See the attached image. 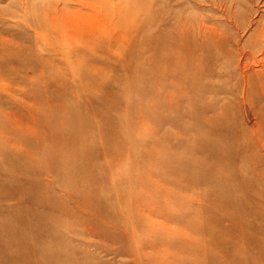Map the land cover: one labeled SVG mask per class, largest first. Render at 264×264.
<instances>
[{
  "label": "rangeland",
  "instance_id": "obj_1",
  "mask_svg": "<svg viewBox=\"0 0 264 264\" xmlns=\"http://www.w3.org/2000/svg\"><path fill=\"white\" fill-rule=\"evenodd\" d=\"M51 1L58 2L61 11L59 17L74 12L80 15L75 19L76 22L86 23L84 35L81 36L91 37L90 44L92 43L98 51L92 52L91 55L88 51L87 54H82V57L88 59L91 56L98 64L104 65L108 71L105 75L101 74L94 80L93 77L83 74L81 67L76 63L69 65L63 59L62 54L65 51L70 53L71 49L66 46L63 49L60 47L57 33L55 34V30L58 31V29L50 26V17L56 12L53 7L55 5H51ZM124 4L134 11L128 12V9V14L137 15V21H132L129 24L130 27L136 23L144 26L140 36H136V41L139 40L138 45L135 44L128 50L131 55L130 60L121 56L122 50L118 44L121 38L119 32H122L120 27L127 24V21H123L126 13L121 9ZM94 25L96 30L93 29ZM176 29L188 31L177 32ZM202 30L206 32H204L205 35L199 33L200 39L205 37L204 40L207 41L208 36L210 38L208 43L213 42L214 45L198 53L194 59L187 58L186 74L182 76L169 74L166 77V84L161 89L165 97L173 91V88L178 89L172 95L179 97L177 107L181 115L174 111L173 106L161 107L156 114L147 110L146 117L149 118H140L135 122L137 114L132 106L134 104L137 106L145 97L144 102L148 103L150 102L148 98L152 97L151 91L145 95L138 92L140 88L147 86V82L138 76L139 71L147 65L151 57L150 51L145 50L146 46L140 40L141 37H152L156 33L164 35L165 32L173 35L194 33L198 37V32ZM41 35L45 42L41 40ZM46 35L51 36L50 39H46ZM125 39L129 40V37ZM186 42L184 50L190 48L191 42L190 44ZM88 45V41L84 43L78 38L75 46L86 49L85 46ZM59 49L62 50L59 51ZM141 56L144 62L141 61ZM69 57H71L70 54ZM47 60V64H42ZM41 65L44 67L43 70ZM0 69L7 74L3 79L0 77V84H2L0 85V108L16 118L13 120L16 128L19 124H23L24 129L28 128L29 133L38 134L37 139L30 141L31 146L27 143L29 141L27 132H23L21 128L11 135L13 138L10 141L7 136L0 135V177L25 175L28 177L26 181L31 189V198L25 204H21L16 199L3 200L0 196V225L11 227L16 236L22 235L31 242L24 247V251L23 249L21 251L27 260L30 259L31 254L32 256L38 254L35 247L39 248V254H45L46 259L54 264H85V262L87 264H138L136 254H139L133 250L135 244L129 236L130 229L121 225L122 220L114 218L115 208L109 203H101V205L96 203L98 207L100 205L99 208L89 206L87 191L80 185L76 187L81 189H73L75 185L69 181L72 173L56 181L57 174L61 170L52 168L51 173L42 171L43 166L39 163V157H42V154L38 150L45 144V146L52 144L53 136H50V132L53 133V129L48 124L38 122L45 118L42 111H39V115L29 111L37 95L46 103H60L62 106L61 111L50 109L46 112L50 113L47 116L49 123L60 119L68 109L76 107V111L81 112L78 121L93 124L90 130L82 132L83 140H85L82 144L83 149L88 150L89 146L97 150L106 149V142L102 138L103 131L104 133L107 131L111 139L107 144L114 154L111 151L108 154L101 152L99 157H95L90 162L101 164L106 160L110 161L118 153V150L115 151V144L120 141L126 144L125 140L128 138L127 136L126 139H122L118 132L110 135L111 132L108 130L102 131L97 128V124L101 123L102 119V122L107 121L112 124L121 112L129 113V121L117 127L131 130L136 128V132L139 133H134L127 139L130 143L134 142L133 146L137 148L136 150L139 151L141 147L142 153L139 160V153L135 149L130 153L125 152L124 157L135 163V171H142L148 163L146 157H142L143 154L145 156L149 154L150 157L153 154L161 158L164 156L152 149V145L156 143V138L161 132H171L173 136L170 138V143L175 141L179 144L178 149L182 151L194 142V139L199 138L197 136L192 140L191 137H187V134L185 135L188 132L194 133L190 127L198 126L203 131L209 132L211 127L206 123L205 115L211 116L215 110H219L220 125H215L214 128L217 129L215 141L220 145V159L226 164L225 169L222 168L223 173L232 174L238 166L240 169V165L249 171L264 172V161L259 160L264 156V150H259L256 146L257 140L264 141V0H0ZM85 69L93 73V67ZM70 76H74L71 81H79L75 76H80L82 83L93 84L96 81V86L99 88L107 86L114 98L118 97L121 102L125 99L129 101L130 108L125 109L120 104L116 107L105 105V101L100 96V90H94L91 94L94 99L93 105L92 103V106L87 105L90 99L85 96L88 95L81 94L77 98L73 95L74 89L67 81L65 86L62 85V80H68ZM61 87L68 91L62 92ZM28 94L31 96L29 97ZM188 99L191 101L192 109L189 112L191 116L186 118ZM211 100L216 105L215 109L207 106ZM78 103L80 106H77ZM200 105L204 107V110L199 109ZM18 112L19 115H17ZM159 114L161 117L163 114L164 118L161 122V131L155 136V132L148 128L156 126V118ZM200 115H203L201 120ZM38 117L39 120L35 121ZM185 119L190 123H186ZM42 137L43 140H41ZM55 138L57 140L63 138L61 131L55 134ZM207 140L209 143L213 142L210 137ZM165 158L169 159L164 156V160ZM241 160H243L242 163ZM149 163L152 164L151 161ZM109 171L110 169L105 168L106 173ZM111 171L115 174H123L124 169L121 166H115ZM151 172L154 173V171ZM1 178L0 189L3 188L2 184L6 190L14 187V182H3ZM152 178L153 176L149 175L150 181H153ZM217 180L219 181L214 182L209 188L211 192L205 193V197L207 199L210 194L220 196V185L226 191V199L230 201L229 215L232 216H229V219L223 218L222 226L226 227L234 220L244 225L258 221L264 223V203L254 205L252 202V207L257 206L258 211L248 209L251 207V202L246 199V194L253 192L250 187L242 185L243 188L239 186L235 189L233 185L227 186L224 182L220 183V177ZM260 181L263 182L262 189L257 186L258 189L256 193L254 192L256 195L264 190V179ZM113 183L114 179L110 177L104 188L96 191V196L103 195ZM30 185H36V187ZM46 186L51 189L47 190ZM208 187V185H200L195 190L200 191ZM143 194L148 201L156 199L153 190H145ZM119 196L122 198L123 193L120 192ZM49 200L58 206L54 211L50 210L52 205ZM188 200L197 204L193 197H189ZM211 206L214 204L208 201L207 208L210 209ZM103 208L106 209L103 210ZM209 211L213 214L209 216H206L204 212L202 214L208 222V230L195 249L199 256H196L195 252L184 249L167 250L165 254L175 260L188 258L194 264L205 262L221 264L223 261L230 260L229 254L222 257L220 255L218 258L216 253L211 252L210 257V245L216 247L219 243H208L206 247L205 241H202L208 240L212 233L220 239V223L216 224V217L220 215V210L212 207ZM187 213L179 210L175 211L174 215ZM157 219L163 220V218ZM181 223L185 224L180 222L170 223V225L176 229H182L183 226H179L183 225ZM154 224L165 228V225H158L155 222ZM169 227L167 226L166 229ZM194 229L196 234L204 230L198 224H194ZM239 231L240 229L235 232L239 233ZM245 234L257 237L264 245V232H255L249 228ZM133 235L140 239L153 236L148 237L136 231H133ZM174 235L176 237L172 238L196 240L195 234L186 237L178 232ZM7 236L5 234L4 238ZM254 246L256 247V243H251L247 249L252 250ZM17 248L15 247L12 252L18 260L14 261V264H23L24 261L16 252ZM259 264H264V259Z\"/></svg>",
  "mask_w": 264,
  "mask_h": 264
},
{
  "label": "bare ground",
  "instance_id": "obj_2",
  "mask_svg": "<svg viewBox=\"0 0 264 264\" xmlns=\"http://www.w3.org/2000/svg\"><path fill=\"white\" fill-rule=\"evenodd\" d=\"M52 4L55 5L53 7L55 8L56 12L54 16L50 17V26L53 28L56 27L58 29V31L55 30V34L57 33L56 36H58V40L60 41V47L63 49L64 46H66V48L71 49L70 53L64 50L65 53L62 54L63 59L69 65L76 63L79 67H81L83 74L93 77L94 80L98 79V76L101 74L102 76L105 75L108 71L104 65L98 64L91 56L88 59H84L82 57V54L85 55L88 51H90L88 52L90 55L92 52L98 51V49H96L92 43L90 44L89 39H91V37L81 36L84 35L83 30L86 26V23H79L78 21L76 22L75 19L80 15L74 12H69L66 13L64 17H59L61 11L58 2L56 1L53 3L51 1V5ZM121 9H123L126 13L123 21H127V24H124L122 27H120L122 32H119L121 34V38L118 44L122 50L121 56H124L130 60L131 55L130 51L128 50L132 49L135 44L138 45L139 40L136 41V36H140V32L144 26L143 24L136 23L130 27L129 24L132 21H137V15L135 13L128 14V12L134 11L132 8H128L127 4L122 5ZM99 27L100 26H98V28ZM104 27L106 28V25ZM93 29L96 30L95 25L93 26ZM175 31L179 32L188 30L176 29ZM204 32L206 31H199L197 34L198 37L195 36L194 33H191V35L184 33L173 35L169 32L168 34L165 32L164 35L162 34L163 36L156 33L152 37H141L140 40L145 43V50L150 51L151 57L146 63L147 65L141 68L139 71L138 76L147 82V86L140 88L138 92L141 95H145L151 91L152 97L151 99L148 98L150 101L148 103L144 102L146 99L145 97L141 100V102H139L137 106L135 104L132 106L137 114L135 122H137L140 118L148 119L149 117H146L147 110L156 114V111L158 113L161 107L169 108L173 106L174 111L178 112V115H181L179 114L180 109L177 107L179 106V97L172 95L173 92H177L178 89H176V87L173 88V91L166 97L161 92V89L166 84V77L169 74H178L180 76L186 74L188 68V61H186L187 58L188 60L190 58L194 59L198 53H202L209 46L214 45L213 42L208 43L210 40L208 36L207 41L204 40L205 37H202V40L200 39L199 33L204 34ZM45 33L48 34L47 32ZM50 37L51 36L46 35V39H50ZM125 37H129V40L125 39ZM78 38L82 39L84 43L88 41L89 45L85 46L86 49H81L78 46H75ZM41 40L45 42L42 35ZM186 41H188L189 44L191 42V44L189 49L184 50L187 43ZM62 49H59V51ZM69 54L71 57H69ZM141 61L144 62L143 56H141ZM47 63L48 60L43 61L42 64ZM190 65L192 66L191 62ZM87 67H93V73H90L88 70H86L85 68ZM1 69L0 77L3 79V77H5L7 74H5L6 72H2ZM43 69L44 67L42 66L41 70ZM52 70L54 71V69ZM83 70H85L86 73ZM72 77L74 76L68 77V80L63 79L62 85L65 86L67 81L71 88L74 89L73 95L77 98H79L81 94L88 95L85 96L90 99L89 104L86 103L87 105H91V103L93 105L94 99L92 98L91 94L94 92V90H100V96L105 101V105L108 104L109 106L116 107L120 104L125 109L130 108L131 105L129 104V101L125 99L121 102L118 97L114 98L107 86L99 88L96 86V81H94L93 84L82 83L80 76H75L79 81H71ZM75 83H77L76 86ZM61 90L62 92L65 90L68 91L64 87H61ZM59 94L62 93L59 92ZM28 96L30 97L31 94H28ZM150 103L152 104L149 105ZM186 103L187 109L185 110V115L186 118H188L191 116L189 115V112H191L192 104L189 99ZM77 106H80V104L78 103ZM207 106L211 109H215L216 107L214 101L212 100ZM50 109L53 111H61L62 106L60 103H46L44 102L43 98L39 97L38 95L35 96V103L31 104L29 108V111H33L38 115L39 111H42L45 118L39 120L38 117L35 119V121L39 120L38 122L44 125L48 124V126L50 125V127L53 129V133L52 131L50 132V136H53L52 144L49 146H45V144L44 146L39 147L38 150V152L40 151L42 154V157H39V163L43 166L42 171L51 173L54 168L61 170L57 174L58 177H56V181H59L62 177L68 176L72 173V177L69 181L70 183H74L75 187L73 189H81L76 187L77 185H80L82 189L87 191V195L89 196L87 199V204L89 206H97V204L101 205V203H109L113 208H115L113 212L114 218L122 220L121 225H123V227L126 229H130L129 236L131 237L132 242L135 244L133 250L139 252V254L135 253L138 264H194V262L188 258L175 260L174 258H170L165 253L167 250L171 249H184L189 250L190 252H195L197 245H199L201 242V237L208 230V222H206L202 214L204 212L206 216H209V214L212 215L213 212L209 211L212 207H214L216 210H220V215L216 217V224L220 223V239H217V236L212 233L208 240L202 241H205L206 247L208 243L216 242L220 245L218 244L216 247H214V245V248L211 247L212 245H210V257L212 256L211 252L216 253L218 258L220 255L222 257L229 254L231 259L228 261H223L221 264H259V262L264 259L263 243L258 240L257 237L245 234V231L249 228L255 230V232H264V223L258 221L249 222L248 224L244 225L243 223L234 220L224 227L222 226L223 222H221V220L226 217L229 219V216H232L229 215L230 212L228 207L230 206V201L226 199V191L223 190L220 185V196H211L210 194L207 199L205 197V193L211 192L209 188L213 186L214 182L219 181L217 178L220 177V183L224 182L227 184V186L233 185L235 189L239 188V186L241 188L250 187L253 192L246 194V199L251 202V207L248 208L249 210H253L254 212L259 210L257 206H255L256 208L252 207V202L254 205L264 203V190L257 195L255 194L258 189L257 186L262 189L261 187L263 182L260 181V179H264V172L257 173V171H249L240 165V169L238 166L232 174L225 175L223 173L226 164L225 162L222 163L220 159V145L215 141L217 137V129L214 128L215 125H220L219 110H215V113L211 116L205 115V121L208 126L211 127V130H208L209 132L203 131L197 126V124L195 125L198 128L195 126H193V128L190 127V129H192L195 134L188 132L185 133V135L187 134V137H191L192 140L197 136H199V138L194 139V142L189 144L182 151L178 149L179 144H176L175 141L174 143H170V138L173 136L171 132L166 131L165 133L161 132V134L158 136L156 135L161 131V122L164 118L163 114L162 117L159 114V116L156 118V126L148 128L152 132H155V136H157L156 143L152 145V149L157 154H163L164 156L169 157V159L165 158L164 160V156L161 158L154 154L151 155V157L149 154L146 156L143 154L142 157H146L145 159L147 162L149 163L151 161L152 164L149 163L148 166L147 163L145 167L142 168V171H135V163L128 161L124 157V154L125 152L130 153L134 149H137L135 146H133L134 142L130 143L127 140L129 136L137 133L136 128L131 130L130 128L117 127V125H121L122 123L129 121L130 118L128 116V112H121L120 115H118V119H115L114 123L112 124L108 123L107 121L102 122L103 119L101 120V123L97 122V128L101 129L102 131L103 129L108 130L111 132L110 135H114L118 132L120 136H122V139H126L128 136V138L125 140L126 144H123L122 141L115 144V151L118 150V153L114 155L110 161L106 160L105 162L99 164L90 161L95 157H99L101 152L108 154V152L111 151V153L114 154V151H112L110 146L107 144L108 141H111L107 131H105V133L103 131L104 135L102 138L106 142V149L103 148L101 150H97L92 146H89L88 150L83 149L82 144L85 140H83L82 132L90 130L93 127V124L86 121H78L81 117V112H77L76 107L68 109L64 114H62L60 119L51 121L49 123L47 116L50 113L46 112ZM199 109L204 110V107L200 105ZM17 115H19V112ZM202 118L203 115H200L199 119L201 120ZM15 119L16 118L12 114L0 108V135L7 136V139L10 141L13 138L11 135L15 134V131L18 128H21L23 132H27L29 140L27 143L31 146L30 141L37 139L38 134L29 133L28 128L24 129L23 124H19V126H17L18 128H16L13 121ZM185 120L186 123H190L187 121V119ZM140 130L141 129L139 128V131ZM58 131H61L63 135L61 140H57L55 138V134ZM180 133L183 132L180 131ZM208 137L211 138L213 141L212 143H209L207 140ZM41 140H43V137ZM256 146L259 150H264V141L257 140ZM139 151L138 160L142 153L141 147L139 148ZM198 153L199 155H197ZM244 157L245 156L243 155V160ZM219 159L220 165L218 163ZM243 160L240 162L242 163ZM259 160L264 161V156L260 157ZM136 163H138V161ZM115 166H121L124 169L123 174H115L114 171H111V169ZM105 168L110 169V171L106 173ZM150 170L154 171V173H152ZM149 175L153 176V181L148 179ZM110 177L114 179L113 185H111L103 195L97 197L96 191L103 189L105 183ZM1 179L3 182L12 181L15 183L14 187L10 190H6L2 184L3 188H1L2 190L0 189L2 191L0 196L3 200L16 199L21 204H25L31 198V189L28 186V182L26 181L28 177L25 175H12L10 177ZM200 185H208L209 187L200 191L195 190V188ZM30 186L36 187V185ZM46 189L50 190L51 188L46 186ZM148 189L155 192L156 199L154 201H148V199L145 198L143 193ZM120 192L123 193L122 198L119 196ZM189 197H193L197 201V204L191 203V201L188 200ZM49 201L52 205L50 206V210L54 211L58 206L51 202V200ZM208 201H212V204H214V206H211L210 209L207 208ZM106 208H103V210ZM179 210H184L189 214H178L179 216L177 214L174 215V212ZM157 218H163V220L160 221ZM169 220L175 222H167ZM154 222L158 225H165V228L156 226ZM180 222H185V224L181 223L183 225H179L183 226L181 227L182 229H176L174 226L170 225V223L178 224ZM194 224L200 225L204 230L196 234ZM167 226L170 227L166 229ZM239 229V233L235 232ZM133 231L143 233L148 237H151V235L153 236L152 238L140 239L139 237L133 235ZM178 232L186 237L195 234L194 238H196V240H180L182 237L172 238L176 237L174 234ZM5 234L8 235L7 238H4ZM253 242L256 243V247H252V250L247 249L248 245L251 243L254 244ZM29 244H31V242L28 241L26 237L22 235L16 236L14 230L11 227L8 228L7 225H0V264H14V261H18L15 257L16 255L12 254L13 249L15 247L17 248V246H20L21 248L20 249L18 247L19 249L17 248L16 252L19 253V258L24 261L23 264H54V262L48 261L46 259L45 254H39V248L36 247L35 249L38 254H35L34 256L31 254L30 259L27 260L26 256L22 255L21 251L22 249L24 251V247L28 246ZM46 250L47 248L44 249V253ZM195 254L196 256H199L198 252H195ZM85 264L87 263L85 262ZM203 264L211 263L205 262ZM216 264L220 263L216 262Z\"/></svg>",
  "mask_w": 264,
  "mask_h": 264
}]
</instances>
